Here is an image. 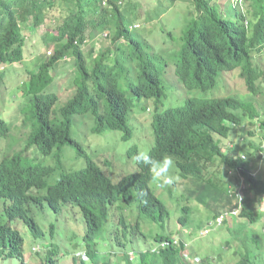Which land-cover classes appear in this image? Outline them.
<instances>
[{
	"label": "trees",
	"instance_id": "obj_1",
	"mask_svg": "<svg viewBox=\"0 0 264 264\" xmlns=\"http://www.w3.org/2000/svg\"><path fill=\"white\" fill-rule=\"evenodd\" d=\"M243 1L246 2L245 11L239 4H228L222 11L218 0H182L179 3L171 0L169 6L161 3L154 12L149 11L142 18L136 14L139 4L129 0H0V66L22 63L26 45L24 30L32 37L40 35L49 54L34 61L35 66L28 70L29 80L23 82L22 89L17 92L22 103L30 102L33 107L28 119L31 128L26 127V121L21 120L20 124L30 131L24 149L13 155L0 153V202L3 207L0 260L13 258L26 264L24 240L11 223L21 221L35 239L44 236L31 214L32 205L43 207L46 204L53 212L60 213L65 203H72L79 208L85 222L83 247L88 264H110L111 253L106 250L113 245L121 251L130 245L134 247L130 255L114 254L117 255L114 264H192L190 262L197 261L198 264H215L212 256L218 255L220 259L225 250L238 257L235 264H255V257L264 245V230L257 232L254 238L241 236L240 231L262 217L250 205V200L264 196V178H254L250 172L264 159L258 155L259 151L264 152L261 147L264 110L261 116L252 98L232 96L190 98L176 109L159 110L165 97L164 76L170 65L174 78L188 91L213 90L222 73L239 69L248 93L257 94L264 72L253 64L252 53L264 50V0ZM59 9L62 14L54 18V24L47 25L45 21L51 12ZM169 13L177 18L171 28L164 26L160 32L162 43H171L172 48L156 52L150 41L156 32L154 18ZM181 16L183 18H178ZM142 19L141 29H136ZM144 23L149 26L147 30L143 29ZM110 30L113 31L110 45L97 55L92 50L84 51L94 31ZM162 54L169 56L164 59ZM68 58L73 70L72 84L77 90L62 107H56L60 97L53 91L54 74L58 64ZM2 71L0 82L5 76ZM142 100H145L143 104ZM148 100L154 103L149 115L153 137L151 141L145 138L150 144L153 141L150 154L154 158L174 157L177 174L173 175L177 179L170 185L172 188L179 189L178 180L188 179L187 185L182 186L185 187L183 191L175 190L177 200H171L179 212L174 220L180 230H171L169 234H162L160 227L171 220V209L163 195L156 194L157 184L151 180L148 170L135 163V172L113 177L116 173L108 170V162H96L86 156L80 134L74 139L72 133L74 116L91 114V137L120 131L122 134H116L121 141H128L133 131L130 116L146 113ZM138 106L141 111H135ZM253 119L259 122L256 128ZM245 120L250 122L247 135L251 139L232 133L233 127L242 125ZM9 128L8 123L0 120V140L7 136ZM229 138V145H226L224 142ZM65 147L73 148L79 159L86 156V164L64 171L62 150ZM31 149L38 153L41 161L48 157L54 164H30L33 159L23 154ZM138 150L134 143L127 154L134 156ZM216 160L225 167V178H236L231 170L240 175L243 190L234 186L230 195L227 182L211 170ZM55 172L58 173L51 182H56L48 183ZM240 193L246 199L237 218L247 219V224L236 223L229 228L230 219L224 220L227 230H232L229 234L235 236L237 248L232 241L223 240L214 251L213 246L204 255L195 248L191 255L187 254L189 237L183 231L190 232L191 225L198 219L197 215L190 217L192 209L186 203L194 200L213 211L216 217L235 210ZM133 204L138 207L137 221L131 219L134 223L130 220ZM110 209L117 212V223L122 229L112 223ZM142 217L153 226L149 229L150 235L142 230ZM104 226L111 229L109 234L106 230V241ZM129 226L140 233L136 239L145 240L150 236L153 243L137 249L134 238L126 232ZM117 229L121 236L117 235ZM53 249L48 250L44 264H56L57 249ZM79 264L87 263L80 261Z\"/></svg>",
	"mask_w": 264,
	"mask_h": 264
},
{
	"label": "rangeland",
	"instance_id": "obj_2",
	"mask_svg": "<svg viewBox=\"0 0 264 264\" xmlns=\"http://www.w3.org/2000/svg\"><path fill=\"white\" fill-rule=\"evenodd\" d=\"M130 1H135L139 4V8L136 10V14L142 18L145 17L147 12H154V10H156L161 3H167L168 6L171 4V0H129V2ZM181 1L182 0H175V3H179ZM218 2L222 11L226 10L228 4H239L240 7L244 9V11L246 8V2L243 0H218ZM191 11L192 10H189L190 14L192 13ZM60 13V9L59 11L53 10L51 12L52 15L47 18L45 23L47 25L54 24V18L58 17ZM230 14L231 13H229V15ZM176 18L177 15H171L170 13L154 18V20L157 22V24L155 25L156 32L154 33L153 37L150 38V41H152L151 44L153 45V48L156 52L172 48L171 43H162V34L160 31L164 26H166L167 28H171ZM178 18H183V16ZM142 22H144L143 19L136 24L135 28L141 29L140 26ZM148 28L149 26L144 23L143 29L147 30ZM22 33L26 39V45L24 47L25 54L22 63L16 66H0V70H3L2 72H4L5 75L0 82V120H3L4 122L8 123L10 127L7 136L0 140V153L3 156L4 154L13 155L16 152H20L24 149L27 137L30 132L27 128H31V122L28 119L30 118V113L32 112L33 107L30 102L22 103L23 100H21V97L17 92L19 89H22V83L29 80L30 77L28 74V70H31L35 66L34 61L41 57L49 56L48 51L42 45V37L40 35H35L32 37L29 31L27 30H24ZM105 34H107L108 36H105ZM112 35V30L103 33H98L97 31H94L93 37L88 40L86 46L84 47V51L88 52L89 50H92L97 55L99 51L110 45V37H112ZM168 53L170 52H166V54ZM162 55H164V59H167V56H169L165 54ZM252 62L264 72V50L261 51L259 54H257V52H253ZM70 63L71 59L68 58L66 62L63 61L59 63L55 70L56 72L54 76H56V83L53 86V91H55L60 97V102L56 105V107H62V105L69 98H71L77 90L76 87L72 84L71 76L73 70L71 69ZM171 70H173L172 65L167 67V73L164 76L166 81L165 97L162 100V105L159 107L160 111L181 107L185 104L186 100L190 98L209 99L232 96L244 99H247L248 97L252 98L259 106V113L261 114V116L263 115L264 76L259 81L260 83L257 94L255 96H252L248 93L245 86V82L240 77L239 69H236L231 72L222 73L218 80L217 87L207 92L186 90L181 84L177 82V79L174 78L173 72ZM143 102H145V100H142L141 103L143 104ZM147 104L149 106L146 109V113L131 114V127L133 128V131L128 141H121L120 136L116 134H122V132L120 131H115L111 134L102 135L100 137H91L92 134L89 130L90 124L92 123L93 125V116L91 114L85 115L83 117L74 116L72 127L73 138L77 139L80 134V141L82 142V145L86 151V156L96 162L107 161L109 164L108 167L110 168L108 170H110L111 173H114L113 171H115L116 173L115 175H113V177L119 178L128 173L135 172L137 170L135 161L132 159L133 156L128 155L127 152L129 151V149H131L134 143L136 144L139 150L142 147L149 149L153 145V141L152 144H150L146 141V139L148 141H151L153 137L151 134L152 129L150 130L149 127V123L152 119L151 117H149V115H151L153 112L154 103L148 100ZM135 111H141L140 106L136 107ZM21 120L23 122H27V128H23L22 126H20ZM247 129H249V125L248 122L245 120L244 126H237L236 128H234L232 133L238 135L239 138L245 135L248 137ZM230 139L231 138L226 140L224 143L226 145H229ZM24 156L33 159L32 162L29 161V163L32 165L46 166L54 164V162H52L51 159H48V157L43 158V160L41 161L40 157L38 156V153H36V151L33 149L25 152L23 154V157ZM62 156L64 171L75 170L80 168L81 166L83 167L86 164V156H83L81 157V159H79V157L76 156L75 150L73 148L65 147L62 150ZM258 166L256 169L253 170L254 172L251 173L254 178H257L258 175L264 177V159L262 160V163L260 165L258 162ZM108 170L106 168L105 172ZM211 170L218 172L220 176H222V179L225 183L228 181V179L224 177L225 167L221 166L219 160H216L215 164L211 167ZM174 171L175 169L173 168L172 174H177L175 173L176 171ZM57 173L58 172H55L49 178L48 183L53 184L56 182H51V180L55 178ZM178 183L179 189H177L176 187L172 188L171 186L161 188L155 185L156 194H162L163 199L165 198L167 200V205L171 209V220L166 223L164 227H160L162 234H169L171 230L175 229L180 230V226L177 225L176 220H174L178 217L179 212L177 211V209H175V206L173 205L175 204V202H172L171 200H177L175 190L177 189L178 191H183L185 187L182 186L185 184L187 185L188 179L184 180L181 178L180 180H178ZM32 193H35V191L32 190ZM249 197L251 199V196ZM253 197L254 196H252V198ZM186 204L189 205L192 209L190 217L193 218V216L197 215L198 219L196 221V224L194 223L191 225L190 232H188L187 230L183 231V233L189 237L187 241V245L189 246V248H187V254L191 255V250L195 248L201 255H204L205 253L211 251V248H213V246L214 251L216 246H220L219 244H221L223 240L225 242L232 241V245L237 248L238 244L237 242H235V236L233 234H229V231L232 230H227L225 225H223L222 227L218 226L212 219L214 215L213 211H209L204 206L194 200H190V203L188 202ZM133 205L134 206L130 209V220L134 219L136 222L138 218V207L136 204ZM250 205L253 206L262 216L260 220L256 224L250 225L246 223V221H248L247 219L237 218V220H231L230 223H228V227L233 228L236 223H246L248 227L240 231L241 236L246 237L247 235H252L254 238L257 235V232L264 230V197H254L253 200H250ZM2 209V202H0V223L2 222ZM31 214L33 215L35 221L39 224L41 230L44 233V236L39 239L33 238L30 235L28 228L25 227L21 221L13 222L14 224L11 223L12 228L18 230L24 240L23 252L26 264H44L48 250L53 248L57 249V255L54 258L56 264H79L80 261H84L87 264L89 263L87 255L85 254V249L83 247V236L86 230V226L81 212L77 206L72 203H65L62 211L60 213H55L50 210V208L46 204H43V207L32 205ZM110 214L113 217V219H111L112 223L116 227L122 229V227L118 226L117 212H115V209L113 211L112 209H110ZM142 218L144 219V221L142 222L144 228H142V230L145 233L148 232L150 235L151 231H149V229L153 226L148 225L149 221L145 217ZM206 219L209 220L208 223L206 222ZM131 222L134 223L132 220ZM106 230L108 234L111 233V229L106 228L104 226V241H106ZM206 230H209L208 234H206ZM117 231V235L121 236V231L118 229ZM126 232H128V236L130 238H134V241L136 242L135 247L137 249H143L142 247L149 246V244L153 243V239L150 236L145 240L141 238L136 239L140 237V233L138 232V230L133 229L132 226H129ZM201 232L202 235L205 236H200ZM242 238L244 240V237ZM260 238L261 237L258 236L256 237L257 240H260ZM108 240L110 241L109 238ZM133 250L134 247L132 245L125 247L124 251L119 250L117 246H111L109 250H106L108 253H111V260L109 259V263L114 264L117 255L123 253L130 255ZM225 251L226 253H222V258L220 259L217 257L218 255L212 256L213 262L215 264H235V262L238 260V257L234 256L231 252H229V250ZM257 255L258 256L255 257L254 260L255 264H264L263 244ZM190 263L198 264L199 261ZM0 264H20V262L17 259L8 258L5 260H0Z\"/></svg>",
	"mask_w": 264,
	"mask_h": 264
},
{
	"label": "clouds",
	"instance_id": "obj_3",
	"mask_svg": "<svg viewBox=\"0 0 264 264\" xmlns=\"http://www.w3.org/2000/svg\"><path fill=\"white\" fill-rule=\"evenodd\" d=\"M252 122L254 123L255 128L259 126V124H257V123H259L257 120L253 119ZM242 125L244 126V123ZM248 125H250V122H248ZM236 127L237 126H234L233 130ZM248 130L249 129H247V131ZM261 147H262V150H264V142L262 143ZM258 155H259V157H263L264 156V152L263 151H259ZM132 159L135 161V163L138 166L142 165L148 170L151 180L154 183H156L158 187H161V188L168 187V186L172 185L177 179V177H175L172 174V169L175 167V159L171 155H163L160 158H154L150 154V149L142 147L132 157ZM242 159H245V157L242 156ZM253 172L254 171H251L250 174L253 173ZM231 173H232V175H234V177L236 176V178H230V179L227 178L228 179L227 187H228V189L230 191V195H232L231 191H232L234 186H237V188L239 190H243V184L241 185L242 178L240 177V175L238 173L233 172L232 170H231ZM251 176H252V174H251ZM262 178H264V177H262ZM231 180H233V181H231ZM243 197L244 196L241 193H240V195H238L239 204H238V206H236L235 210H233L231 212H226V213H223V214H219L216 217L213 215L212 219L215 221V223L218 226L222 227L223 225H225L224 224V220H229L230 219V221H231V220H234L235 218L238 217L239 213H241V211H242V209H243V207L245 205L244 204V200L246 198L243 199ZM249 200H250V198H249ZM202 231H204V230H202ZM208 233H209V230H206V234H208ZM200 236L203 237L205 235H202V232H201Z\"/></svg>",
	"mask_w": 264,
	"mask_h": 264
},
{
	"label": "bare ground",
	"instance_id": "obj_4",
	"mask_svg": "<svg viewBox=\"0 0 264 264\" xmlns=\"http://www.w3.org/2000/svg\"><path fill=\"white\" fill-rule=\"evenodd\" d=\"M258 179V178H257Z\"/></svg>",
	"mask_w": 264,
	"mask_h": 264
}]
</instances>
